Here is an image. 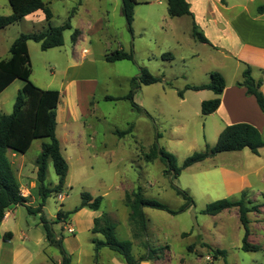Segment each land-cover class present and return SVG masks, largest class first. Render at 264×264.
Listing matches in <instances>:
<instances>
[{
  "label": "rangeland",
  "instance_id": "1",
  "mask_svg": "<svg viewBox=\"0 0 264 264\" xmlns=\"http://www.w3.org/2000/svg\"><path fill=\"white\" fill-rule=\"evenodd\" d=\"M44 1L53 12L51 25L54 27L63 25L76 9L71 20L73 29L64 33V46L43 51L40 43L29 42L31 81L42 89L64 90L58 111L57 137L70 170L67 185L46 199L43 211L53 223L55 234L62 239L70 264H94L99 259L100 264H113V258L124 261L109 248L96 252L92 233L94 218L107 214L116 225L117 237L133 241L130 210L124 201L126 191L132 193L141 187L148 199H156L179 211L186 200L177 195L174 186L188 191L195 204L175 215L145 208L148 232L146 238L134 240L132 254L136 259L148 256L146 246L149 245L153 264H264V148L259 155L249 149L221 153L194 164L176 179L165 174L167 167L160 158L153 162L145 159L158 142L181 166L193 153L217 143L218 129L225 123L221 113L204 116L201 110L202 102L216 98L215 93L185 88L210 83L213 72H220L229 88L238 87L248 66L264 67V51L258 49L264 47V13H259L264 0H225V4L221 0H190L199 30L215 47L192 37L190 17H170L166 0H137L133 33L123 15L122 0H84L82 5L78 0ZM11 14L9 0H0V17ZM39 14L0 29L2 59L10 57V47L21 34L42 32L48 27L45 16L42 19ZM77 29L83 41L75 49L72 35ZM83 49L89 51L88 60L78 67ZM117 50L133 51L134 60L108 62L106 55ZM167 53H172L174 59L164 60L163 55ZM141 68L149 69L162 81L141 85L137 90L135 102L144 109L138 112L123 98L132 90V80ZM69 82L72 85L67 87ZM23 84L17 80L0 96L1 114L13 112L15 94ZM89 88L92 93H87ZM182 91L184 97L179 95ZM238 115L253 117L264 137L261 118L246 111ZM130 126L134 127L132 133L118 135L117 131H127ZM34 142L27 153L17 154L16 159L11 157L16 170L18 163L25 164L27 178H20L28 188L30 178H35L41 145L47 140ZM220 167L245 178L239 184L245 186L242 192L229 194L225 178L216 170ZM57 184V174L50 163L46 186L54 188ZM84 192L103 197L100 210L84 208L78 215L72 214L70 224L66 220L57 221L60 209L73 211L80 206ZM243 193L248 207L262 205L261 213L249 214V245L258 247L257 251L242 249L245 229L239 220L238 208L216 216L202 213L214 201L239 200ZM35 194L34 205L38 207L42 199L38 190ZM60 195L65 199L61 200ZM27 218L41 224V215L29 214L25 207L18 214L23 230ZM69 226L74 228V233L68 232ZM16 234V241L22 243L18 230ZM96 239L104 237L100 235ZM44 244L31 247L30 253L23 256L24 263L62 261L59 246L48 240ZM191 246H194L192 251ZM213 249L226 250L227 257L213 259Z\"/></svg>",
  "mask_w": 264,
  "mask_h": 264
},
{
  "label": "trees",
  "instance_id": "2",
  "mask_svg": "<svg viewBox=\"0 0 264 264\" xmlns=\"http://www.w3.org/2000/svg\"><path fill=\"white\" fill-rule=\"evenodd\" d=\"M79 5H82L84 0H78ZM168 4V14L172 18H181L184 16L192 19V37L201 43L213 46L209 38L199 30L195 16L190 9V4L187 0H166ZM12 8V14L9 16L0 17V29H5L13 24L21 22L27 16L38 11H42L45 15V20L48 24L46 30L38 33L21 34L10 47V58L8 60L0 59V94L3 93L14 81L22 80L25 82L24 87L19 90L14 104L13 112L10 115L0 113V222H2L8 209L12 206H24L29 214L41 215V224L45 229L47 240L52 245L60 247L63 253V263L70 264L71 260L66 253L62 239H58L53 230V223L50 222L43 211L46 199L53 193H60L66 183L69 174V164L64 157L60 140L57 137V110L61 100V92L53 89H42L31 81L32 65L29 53L28 43L34 41L41 44L43 51L62 47L65 44L64 33L67 30H72L71 20L76 9L72 12L69 19L61 26L54 27L51 25L53 12L44 0H9ZM225 4V0H221ZM138 4L137 0H122V12L126 19L128 28L133 33V23L135 15V7ZM259 13H264V6L259 8ZM81 36V31L78 29L72 35V42L77 43ZM214 47V46H213ZM106 60L110 63L117 61H133L134 53L117 50L116 52L106 55ZM163 59L173 60L174 55L167 53L163 55ZM162 78L153 75L149 69L141 68L140 74L132 80L133 88L127 96L131 102L133 109L138 112H143L144 109L135 102V95L141 85H152L161 82ZM263 79L256 80L252 75V68L248 66L243 73V81L238 82L237 86L246 89L249 96H254L263 115H264V93L261 90ZM226 79L220 72L211 74V82L208 84L191 86L188 85L185 90L195 91H212L217 96L214 99L204 100L201 105L202 114L209 116L215 113L221 106V95L226 89ZM180 97L184 96V91L179 92ZM108 100H114L107 97ZM134 127L130 126L127 131H117L120 137L132 133ZM161 136L157 135V139ZM38 139H47L48 142L42 144L41 154L36 160L38 167L37 177L40 183L39 195L42 203L36 208L28 205L29 200L22 195L20 184L16 178L12 164L8 159L7 153L13 150L19 154H25L33 142ZM264 148V137L261 131L254 125L247 122H240L227 126L219 135L218 141L214 146H207L204 151L195 152L185 159L183 164L179 166L177 158L165 148H161L158 142H155L150 153L145 155L147 162H153L160 158L166 165L165 174L178 178L184 170L194 164L203 162L209 158H213L221 153L238 152L244 149H249L253 154L259 155L260 150ZM50 162L53 163L55 172L59 182L54 188L46 186L48 168ZM177 195L182 196L186 203L179 210L174 211L168 205L159 202L156 199H148L143 188L139 187L132 193H127L125 197L126 205L130 208L129 222L132 227L135 239L147 237L148 218L145 213V208H153L156 210L166 211L170 214L184 212L191 208L195 202L188 191L174 186ZM246 193L242 194L241 199L231 200L228 198L214 201L207 205L202 211L203 214L216 216L220 213L238 208L239 220L245 229L242 249L244 251H257L258 247H250L249 237L251 235L249 214L253 212L261 213V206L248 207L245 204ZM103 202V197H93L89 192L81 194V204L73 211L64 212L60 209L57 213V221H65L70 215L77 213L83 208H89L97 211L100 209ZM264 206V204H263ZM93 234H101L104 239L99 240L94 238L96 252L102 248L120 254L127 264H140L144 261H150L152 250L149 245L147 257L136 259L132 254V241H122L116 235V225L110 217L104 214L101 217L94 219ZM12 233L5 234L4 239H11ZM194 246H191L190 251ZM211 247V246H209ZM213 259L226 258L227 251L220 249L212 250Z\"/></svg>",
  "mask_w": 264,
  "mask_h": 264
},
{
  "label": "crops",
  "instance_id": "3",
  "mask_svg": "<svg viewBox=\"0 0 264 264\" xmlns=\"http://www.w3.org/2000/svg\"><path fill=\"white\" fill-rule=\"evenodd\" d=\"M187 1L190 4V9H192V4H191L190 0H187ZM167 9H168V4H167ZM38 12L40 13L39 16L43 19L44 13L41 14L42 11H38ZM38 12H36V13H38ZM36 13L29 15L26 18L34 17L33 15H35ZM26 18L23 20H26ZM82 41H83V36L81 35L80 38L78 39L77 43H74L75 49L80 46V43ZM28 48H29V43H28ZM258 49H260L259 51H264V47H259ZM88 54H89L88 49H83L82 58L81 59L78 58V61H80V63H81V64H77L78 67H81L87 63ZM263 56H264V54H263ZM9 58L2 59L0 57L1 60H8ZM252 69H253V71H252L253 77L256 80L263 79V82H264V67L252 68ZM256 72L258 73L257 75L255 74ZM16 81H14L4 92H6L10 87H12L16 83ZM19 81H22V80H19ZM23 83L24 84L22 85V87L18 86V88H19L18 92H19V90H21L24 87L25 82H23ZM70 85H72V83L69 82L67 87ZM91 89L89 88V91L87 90V93L88 92L92 93ZM261 90L264 93V83H263ZM18 92L15 94L16 97H17ZM3 93H1L0 96ZM63 94H64V90L61 92V100L63 98ZM220 97H221V106L219 107V109L215 113H221V119L225 123L223 126L219 127L218 133H217L218 135H220V133L227 126L232 125V124H236V123H240V122L250 123V124L256 126L260 130V127L257 125L255 119L251 115H250V117H252V119L247 118L249 116H246V118H242L238 115L239 113H242V111H246V112H249L250 114L258 116L259 118H261L264 121V115H263L255 97L247 95L245 88L236 87V86L229 88L227 85L225 91L223 92V94ZM61 100H60V102H62ZM58 111H59V106H58L57 113H58ZM57 122H58V115H57ZM57 127H58V125H57ZM45 140H47V139H45ZM47 142H48V140H47ZM34 143L35 142H33L32 146L34 145ZM31 147H30V149H31ZM17 154H19V153H16L13 150H9L7 153V156H8V159L10 160V162L12 164L16 178H17V180L20 184V187H21V192H23V196L26 197L28 200H32L31 202L28 203V205L32 206L33 208H36L35 205L37 203V199H35L34 196L36 197V194H35L36 190H38V193H39V186H40V183H39L38 177H37L38 167L36 165V168L34 170L35 178H30V187L29 188H32L30 191V189L27 187V185H24V182L22 181L23 178H27V177H24V175H25V173H24L25 164L22 162L18 163V165H17L18 169L16 170L14 168L13 161L11 160V157L16 159L18 157ZM50 163H52V162H50ZM69 170H70V167H69ZM216 170L221 172L223 177L225 178V183H226V187L228 189L229 194L240 193L244 190L243 188L245 186L239 185L241 182L242 183L245 182L244 177H238L237 175H235L233 172L227 170L226 168L220 167V168H217ZM20 177H23V178H20ZM57 178H58V176H57ZM67 179H68V176H67ZM67 179H66L65 186L67 185ZM58 182H59V179H58ZM65 186H64V188H65ZM127 193H128V191H126L125 197H126ZM24 208H25L24 206H19V205L10 207L6 213L5 219L2 222H0V264H25L24 263L25 260L23 259L24 254L30 253L29 252L30 248L33 246H38V245L44 246L45 245L44 243H46V241H47L45 229L41 224L39 225L37 223L36 219L32 221L31 218H27V221H26L27 225H26L24 230L22 229L21 225L18 222V214L20 213L21 209H24ZM83 210H85V209L83 208L80 211H78L77 214L76 213L75 214L78 215ZM99 210H97V211H99ZM129 210H130V208H129ZM64 212H70V211H64ZM103 215L104 214H102L101 216H103ZM101 216H99V217H101ZM72 218H73V215H70L66 219L67 224H70L69 222H72ZM69 227H71L74 230V228L72 226H69ZM9 230H12V232H13L12 237H11V239L5 240L4 236L6 233H8ZM16 230H18L20 232L19 238L22 240V243L16 241V237H17ZM93 235L96 238V236H100L101 234H93ZM57 238L59 239L58 235H57ZM132 238L135 240L134 235H133V231H132ZM25 240L28 241L27 242L28 245L25 244ZM134 240L132 241V243H133L132 250L134 248ZM103 249H105V248H102L98 253H100ZM62 263H63V259L61 262H58L56 264H62ZM115 263L127 264L126 261L121 260V258H113V264H115ZM94 264H100V259H99V261L96 260ZM140 264H153V263L150 260V261H144Z\"/></svg>",
  "mask_w": 264,
  "mask_h": 264
},
{
  "label": "built area",
  "instance_id": "4",
  "mask_svg": "<svg viewBox=\"0 0 264 264\" xmlns=\"http://www.w3.org/2000/svg\"><path fill=\"white\" fill-rule=\"evenodd\" d=\"M85 52H86V51H85ZM22 195H23V192H22ZM60 199H61V200H64L65 197L62 196V195H60ZM68 232H69V233H74V230H73L71 227H69V228H68Z\"/></svg>",
  "mask_w": 264,
  "mask_h": 264
}]
</instances>
